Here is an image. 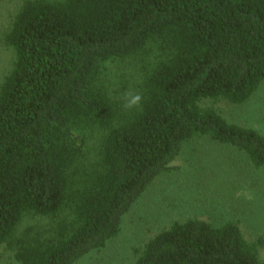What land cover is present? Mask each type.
Listing matches in <instances>:
<instances>
[{
    "label": "trees",
    "instance_id": "16d2710c",
    "mask_svg": "<svg viewBox=\"0 0 264 264\" xmlns=\"http://www.w3.org/2000/svg\"><path fill=\"white\" fill-rule=\"evenodd\" d=\"M0 246L19 264L103 248L183 143L207 137L264 167V134L204 100L264 82V0H21L3 36ZM126 91L143 96L125 110ZM26 217L42 226L18 225ZM133 264H261L235 222L175 220Z\"/></svg>",
    "mask_w": 264,
    "mask_h": 264
},
{
    "label": "rangeland",
    "instance_id": "374dc122",
    "mask_svg": "<svg viewBox=\"0 0 264 264\" xmlns=\"http://www.w3.org/2000/svg\"><path fill=\"white\" fill-rule=\"evenodd\" d=\"M21 0H0V82L11 68L12 50L5 46L7 32ZM202 107L218 111L228 122L264 134V82L241 104L223 99L204 100ZM172 169L159 175L123 216L119 232L103 248L75 264H133L154 234L175 220L198 217L214 226L235 222L245 242L256 245L264 264V167L255 168L236 148L194 137L183 143ZM46 219L26 217L18 225L42 226ZM0 264H19L0 246Z\"/></svg>",
    "mask_w": 264,
    "mask_h": 264
},
{
    "label": "clouds",
    "instance_id": "9594fccd",
    "mask_svg": "<svg viewBox=\"0 0 264 264\" xmlns=\"http://www.w3.org/2000/svg\"><path fill=\"white\" fill-rule=\"evenodd\" d=\"M122 107L125 110L140 109L143 102V96L139 92L126 91L121 96Z\"/></svg>",
    "mask_w": 264,
    "mask_h": 264
}]
</instances>
